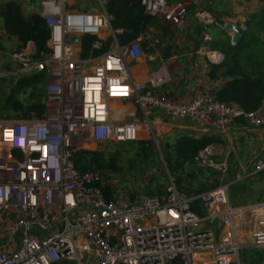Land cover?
I'll return each mask as SVG.
<instances>
[{
    "label": "built area",
    "instance_id": "2783aa9c",
    "mask_svg": "<svg viewBox=\"0 0 264 264\" xmlns=\"http://www.w3.org/2000/svg\"><path fill=\"white\" fill-rule=\"evenodd\" d=\"M110 1L40 0L38 14L50 28L47 50L23 57L19 71L45 72L44 114L0 119V264H243L244 248L264 250V202L232 203V167L227 159L214 162L215 143L195 156L221 175L206 190L183 192L170 180L164 194L130 201L113 191L109 198L111 174L78 167L86 146L148 137L157 143L155 125L171 118L205 130L238 118L264 124V100L245 111L211 94L190 101L161 95L172 78L165 63L140 82L131 65L160 40L147 23L121 43L124 29L112 25ZM198 2L141 0L148 15L177 28L185 26L187 5ZM85 35L97 37L86 57ZM261 171L264 157L251 173Z\"/></svg>",
    "mask_w": 264,
    "mask_h": 264
},
{
    "label": "rangeland",
    "instance_id": "374dc122",
    "mask_svg": "<svg viewBox=\"0 0 264 264\" xmlns=\"http://www.w3.org/2000/svg\"><path fill=\"white\" fill-rule=\"evenodd\" d=\"M177 1L181 0H172L171 2L175 3ZM10 4L19 6L23 16L29 18L31 15L40 11V0H0V119L20 120L30 116H25L27 112L23 108H17V110L11 108L8 105L10 98L28 104L35 100L37 94H46L45 87L48 79L47 77L44 78L37 87H34V85L30 83L23 86L19 85V78L34 73L19 70L23 67V57H35L36 49L33 50L32 47L29 48L28 46L20 49L21 44L17 38L9 35L5 25L4 11ZM193 5L194 4L187 5L186 22L184 24L185 26L182 28H177L163 18H157L154 21L152 26L160 40L158 49L162 55L166 52H171L173 55L187 53L191 51V48H196L198 41H201V45L207 47L206 50H208L211 45L213 49L221 51L222 54L220 59L223 58V54L228 59L232 58L234 54H239L242 57L241 65H245L249 70L250 67L254 66L264 70V44L255 47L264 33V20L257 25L251 24L248 30H244V40L237 44L233 41L232 44L230 43L227 45L226 39L230 38V31L224 26L221 27L218 23L205 24L201 22ZM198 25L204 27L200 33L196 32ZM239 28H242V26H239ZM224 40L226 42H224ZM190 41H192V43H190ZM225 43L224 49L222 48L223 51L220 46L222 47ZM226 49L228 51L227 53L225 52ZM147 56H150V54L148 53ZM135 64L136 63H132L131 68L135 66ZM160 65L161 62L156 60L155 68H158ZM167 66L171 77H173L175 71L178 70H174V66L172 65L167 64ZM155 68H152L150 72ZM143 73V70L139 71V74ZM262 77L264 76L262 75ZM178 95L181 96L182 100H186L191 94L189 91L182 89L178 92ZM13 100H11V103ZM41 101L43 102V97ZM116 105L122 108L120 103ZM30 114L31 117H37L35 112H31ZM176 123L181 124L179 121ZM154 130L156 132L157 128L154 127ZM178 133L181 134L176 131L174 134L159 136L156 132L158 135L157 143H155L153 139H149V137L142 138V140L147 139L151 142V145L147 149H142L143 144H140V142L110 143L95 148L94 146H86L84 152L87 153V155H85V158L90 160V152L95 151H99L103 154V163L108 162L111 158H115V164L118 170L113 172L115 176L109 179V182L115 188L116 196L124 200L132 201L148 195L162 194L166 190L170 180H174L179 189L185 192L208 189L216 186L221 180L218 167L213 166L212 163L211 165L207 164L206 166H200L195 159L199 150L197 153H193L192 156L189 155V152L183 155L179 154L176 143L179 142V138H182V136L177 135ZM214 151H216V149H214ZM217 155L216 151L213 160L216 164H219L223 161V158ZM95 166L94 164L91 167L95 168ZM95 170L101 171L99 168ZM243 175V171L233 170L232 168L229 180L234 181V185H238L244 181ZM178 183L180 185H178ZM233 186L231 188L230 198L232 203H237V201L243 197H239L238 189H235ZM245 229H247V227L242 223L241 230L245 232ZM241 255L243 264H259V260L264 257V252L246 247L242 250ZM66 264L75 263L67 262Z\"/></svg>",
    "mask_w": 264,
    "mask_h": 264
},
{
    "label": "crops",
    "instance_id": "0c3cea01",
    "mask_svg": "<svg viewBox=\"0 0 264 264\" xmlns=\"http://www.w3.org/2000/svg\"><path fill=\"white\" fill-rule=\"evenodd\" d=\"M193 6L201 22L205 24L218 23L221 27H225L228 23H234L238 26H244V22L249 18L250 23L245 29L246 31L251 24L257 25L264 20V0H199V2ZM198 12H202L203 16H200ZM203 17L204 19H201ZM229 36L230 38L226 40L232 44L233 39L231 38V33H229ZM263 37L264 33L255 47L264 44ZM199 42L200 45L196 46V48H191V51L180 55L171 54L169 57H166L165 54L162 55L157 48L150 56L137 62L135 66L132 67L133 73L140 82L145 83L149 77L150 70L156 67L155 61L158 60L161 64L165 63L166 65H172L174 66V70H178L175 71V74L173 71L174 75L171 78L172 81L168 82L159 90L161 95L176 100H182L178 92L183 89L189 91L191 95L186 100L182 101H190L200 94H211L216 97L215 93L224 86L230 78L226 73V67H218L213 70L212 65L219 64L221 61L228 64L229 60L224 54L222 59H216L219 54H222L221 51L213 49L211 45L209 49L206 50L207 47L201 45V41H198V43ZM190 43H192V41H190ZM159 45L160 43L158 47ZM27 46L29 48L32 47L33 50L36 49L32 41L29 42ZM256 68V66L250 67L249 72L257 74V72L254 71ZM140 70H143L144 73L139 74ZM115 106L116 109L120 108L116 104ZM177 121L181 122V124L176 123ZM155 127L157 128L156 132L159 136L174 134L177 131L181 133L177 135L182 136V138L180 137L179 139L191 138V140L196 141L207 140V144L215 143L217 156H221L223 160L228 159L233 170L236 169L244 172V181L238 185H232L235 189H238L239 197L242 196L243 198H240L237 203L233 204L237 207H241L246 204L264 202V171L259 172V174L258 172L254 174L251 173L253 170V163L258 158L264 157V124L254 126L244 118H238L225 129H217L214 127L205 130L189 120L171 118L166 122L155 125ZM183 143L182 147L186 150L191 146L189 143ZM110 177L113 178L112 175ZM111 188L115 191L113 185H111ZM164 193L165 191L162 194ZM256 250L264 252L263 249ZM259 261V264H264V257Z\"/></svg>",
    "mask_w": 264,
    "mask_h": 264
},
{
    "label": "trees",
    "instance_id": "16d2710c",
    "mask_svg": "<svg viewBox=\"0 0 264 264\" xmlns=\"http://www.w3.org/2000/svg\"><path fill=\"white\" fill-rule=\"evenodd\" d=\"M108 10L114 15L112 25L115 28L124 29V34L120 38L121 43H125L135 38L147 23L153 25L154 21L157 19L145 12L141 0H111L108 4ZM4 16L6 29L9 35L15 36L20 42V49L26 47L27 44L32 41L36 46L38 54L43 50H47L50 28L38 13L31 15L29 18H25L19 6L10 4L4 11ZM203 28V26L198 25L196 32L200 33ZM96 38L97 37L94 35H85L82 37V55L84 57L90 54L92 44ZM224 42L226 41L224 40ZM226 43L227 45L230 44L228 41ZM226 43L223 44L222 47L220 46V48L224 49ZM199 45L200 42L197 43V46ZM225 52H228L227 49ZM165 55L166 57H169L171 52H166ZM241 59V55L234 54L232 58L228 59V64L221 61L219 64L212 65L213 70L218 67H226V73L230 78L229 81L215 93V95L219 100L235 103L245 111H249L257 108L264 99V77H262V75L264 76V70L256 68L254 71H256L257 74H252L249 72L248 67L241 65ZM46 77L45 72L32 73L29 76L19 78L20 80L18 83H20V86L30 83L34 85V87H37ZM42 97L43 102L41 101ZM11 100H13V98H10L8 105L15 110H17V108H23L29 113H25V116L31 117V112H35L37 117H41L44 114L45 95L37 94L35 100L28 104L15 100L11 103ZM139 142L140 144H143L142 149H147L151 145V142L148 140H140L136 143ZM183 142L191 145L189 149L186 150L182 147V144H184ZM207 143V140L196 141L191 140V138H183L179 140L176 146L179 154L183 155L189 152V155L192 156L193 153H197V151ZM85 155H87V153L84 151L77 154V164L82 171L99 168L102 173L111 174L118 170L117 165L115 164V158H111L108 162L103 163V154L99 151L90 152V160L85 158ZM94 164L96 165L95 168L91 167ZM178 185L180 184L178 183ZM104 191L109 198L112 197L113 189L111 186L104 187ZM66 263L67 262H64L63 264Z\"/></svg>",
    "mask_w": 264,
    "mask_h": 264
},
{
    "label": "water",
    "instance_id": "95a60500",
    "mask_svg": "<svg viewBox=\"0 0 264 264\" xmlns=\"http://www.w3.org/2000/svg\"><path fill=\"white\" fill-rule=\"evenodd\" d=\"M249 23H250V20L248 18V20L246 22H244V26H242V28H239V26L234 24V23L226 24L225 28L230 31L229 33H231L232 39H233V41H235L234 42L235 44H237L243 40L244 30L248 27ZM111 175L115 176V174H113V173ZM218 226L220 227L221 224L218 223Z\"/></svg>",
    "mask_w": 264,
    "mask_h": 264
},
{
    "label": "bare ground",
    "instance_id": "6f19581e",
    "mask_svg": "<svg viewBox=\"0 0 264 264\" xmlns=\"http://www.w3.org/2000/svg\"><path fill=\"white\" fill-rule=\"evenodd\" d=\"M214 53H216V52H214Z\"/></svg>",
    "mask_w": 264,
    "mask_h": 264
}]
</instances>
